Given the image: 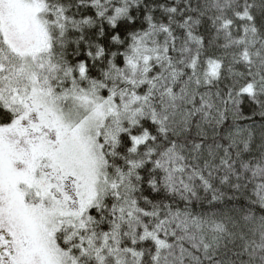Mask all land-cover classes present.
Returning <instances> with one entry per match:
<instances>
[{
	"label": "snow or ice",
	"instance_id": "1",
	"mask_svg": "<svg viewBox=\"0 0 264 264\" xmlns=\"http://www.w3.org/2000/svg\"><path fill=\"white\" fill-rule=\"evenodd\" d=\"M0 264H264V0H0Z\"/></svg>",
	"mask_w": 264,
	"mask_h": 264
}]
</instances>
